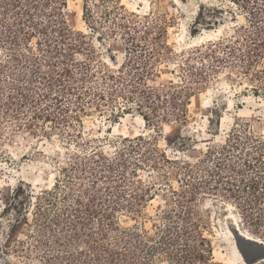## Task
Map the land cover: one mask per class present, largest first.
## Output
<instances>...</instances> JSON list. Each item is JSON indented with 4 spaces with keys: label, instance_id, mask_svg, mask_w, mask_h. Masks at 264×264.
Wrapping results in <instances>:
<instances>
[{
    "label": "trees",
    "instance_id": "1",
    "mask_svg": "<svg viewBox=\"0 0 264 264\" xmlns=\"http://www.w3.org/2000/svg\"><path fill=\"white\" fill-rule=\"evenodd\" d=\"M67 3L0 0V136L16 129L50 139L51 132L39 128L48 121L65 142L78 146L83 118L93 113L113 123L137 113L155 134L121 137L111 155L101 146L75 153L53 188L37 196L19 186L7 206L9 223L31 215L29 234L0 246V252L41 264H223L215 261L207 236L209 222L200 206L206 197L233 202L242 222L264 235L263 136L244 124L243 138L237 125L224 145L210 148L195 164L172 162L158 138L164 124L188 123L192 99L222 70L253 83L257 97L264 95V0H235L247 24L229 41L209 42L182 56L170 44L174 22L167 14L141 16L111 0L101 2L97 17L85 4L84 20L93 32L125 43L124 62L115 68L102 61L89 35L71 28ZM172 62L175 82H151L162 64ZM170 164L181 173L179 187L171 191L173 204L148 227L145 210L157 188L139 182V171L152 169L157 181L168 183Z\"/></svg>",
    "mask_w": 264,
    "mask_h": 264
},
{
    "label": "rangeland",
    "instance_id": "2",
    "mask_svg": "<svg viewBox=\"0 0 264 264\" xmlns=\"http://www.w3.org/2000/svg\"><path fill=\"white\" fill-rule=\"evenodd\" d=\"M102 1L111 0H68L65 15L71 28L92 38L93 45L102 56V61L111 67L124 62L125 43L119 36L108 37L105 33L93 32L84 20V6L88 4L95 16L103 10ZM114 1V0H113ZM129 12L144 16L149 12L167 14L173 18L169 29L170 44L177 55L182 56L209 42L229 41L241 25L247 24L246 14L235 0H115ZM111 6V5H110ZM78 59L83 57L78 56ZM176 62L162 64L151 82H175L172 72ZM118 64V65H117ZM253 83L244 77L222 70L206 89L197 94L189 107V121L186 125L176 121L162 126L159 147L167 158L173 161H188L192 164L205 159L210 148L224 145L237 125L245 138L244 124L250 131L264 137V95L257 97L252 91ZM81 128L83 139L78 146L61 137L52 122H41L40 127L51 132L52 138H42L8 129L0 136V246L23 240L29 234L32 216L22 218V222L11 223L10 210L15 190L23 186L26 192L35 196L51 190L60 177L61 168L75 153H86L94 146H101L111 155L114 146L123 138L154 135L137 114L127 115L113 123L99 113L83 118ZM51 128L53 130H51ZM244 132V133H243ZM92 140V144H88ZM251 150V149H248ZM241 151L233 154L240 156ZM169 182L157 181V172L152 169L140 170L138 181L148 185L156 184L154 199L148 204L145 214L147 226L152 227L155 214L171 206L174 201L172 189L179 187L181 177L177 166L170 164L166 170ZM183 178V177H182ZM201 210L209 222L208 238L212 241L214 258L223 264H258L264 261V247L250 241L258 238L264 242V235L254 234L241 220L240 211L230 201H220L206 197L200 203ZM123 222L134 223L130 217H121ZM14 225V226H13ZM254 237V238H253ZM256 239V240H258ZM253 244L254 246H250ZM259 245V247H257ZM263 247V249L260 248ZM0 264H41L37 259H25L20 254L5 256L0 252Z\"/></svg>",
    "mask_w": 264,
    "mask_h": 264
},
{
    "label": "bare ground",
    "instance_id": "3",
    "mask_svg": "<svg viewBox=\"0 0 264 264\" xmlns=\"http://www.w3.org/2000/svg\"><path fill=\"white\" fill-rule=\"evenodd\" d=\"M246 239L250 240V241H254V242H257V243H261L264 247V242L262 241H259V240H256V239H252L251 237H247V236H244Z\"/></svg>",
    "mask_w": 264,
    "mask_h": 264
}]
</instances>
